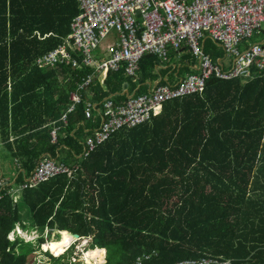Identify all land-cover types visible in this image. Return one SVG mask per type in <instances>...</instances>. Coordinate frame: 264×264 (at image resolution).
<instances>
[{"label": "trees", "instance_id": "16d2710c", "mask_svg": "<svg viewBox=\"0 0 264 264\" xmlns=\"http://www.w3.org/2000/svg\"><path fill=\"white\" fill-rule=\"evenodd\" d=\"M78 13L77 0H0V141L25 176L43 154L77 166L71 177L23 189L16 201L0 184V264H34L32 243L8 240L17 225L40 235L79 234L105 256L102 264H135L143 254L152 256L143 264L206 257L264 264V71L212 77L202 94L163 103L159 115L114 133L83 158L85 130L99 119L86 121L82 103L65 126L58 121L92 69L35 65L70 33ZM141 60L143 81L152 79L158 60ZM126 80L122 72L96 73L82 100L101 102ZM55 127L63 134L51 143ZM37 243L56 256L45 252L49 264H82L68 259L73 246L42 236Z\"/></svg>", "mask_w": 264, "mask_h": 264}, {"label": "built area", "instance_id": "2783aa9c", "mask_svg": "<svg viewBox=\"0 0 264 264\" xmlns=\"http://www.w3.org/2000/svg\"><path fill=\"white\" fill-rule=\"evenodd\" d=\"M77 3L79 13L70 23V33L56 48L36 58L38 68L70 64L77 70L86 67L106 73L118 71L123 65L125 74L135 77L140 60L146 55L167 62L169 50L178 56L188 50L194 58L190 73L185 77L176 75L178 80L174 83L165 81L145 94L127 96L123 104L114 103L110 97L99 104L88 102L85 119L91 120L95 112L100 123L83 142V158L114 133L135 128L159 115L163 103L202 94L212 77L227 81L264 71V42L249 44L253 36H264V0H77ZM110 30L117 32L118 41L102 48L101 58L95 57L93 52ZM208 40L221 49L222 57L213 60L206 53ZM92 79L93 75L82 78L71 94L72 105L61 118L63 124L81 102L79 91ZM50 135L55 143L57 130ZM75 169L44 156L18 190L35 188L60 174L71 177ZM151 259V254H143L135 264ZM175 264H232V261L206 257Z\"/></svg>", "mask_w": 264, "mask_h": 264}, {"label": "crops", "instance_id": "0c3cea01", "mask_svg": "<svg viewBox=\"0 0 264 264\" xmlns=\"http://www.w3.org/2000/svg\"><path fill=\"white\" fill-rule=\"evenodd\" d=\"M220 49V48H219ZM221 50V49H220ZM172 53H173V56L175 57V60H176V62H175V64H172V65H175V67H176V69H174V67L172 66V65H168V66H166V62H162V61H160V58L159 57H157V56H154V55H151V56H154L157 60H158V63H157V65H155V70H154V73H153V78L151 79V78H147V79H145L144 81H143V79H142V70H141V61L142 60H140V70H139V72L136 74V76L135 77H131V76H128V75H126L125 74V72H124V70H123V68H124V66L122 65L121 66V68L118 70V71H113L112 73H118V72H122V75L127 79L124 83H123V85H122V87H121V91L119 92V93H115L112 97H110L113 101H114V103H116V104H123L125 101H126V99H127V96H131V95H139V94H145V93H147L151 88H153L154 86H156V85H159V84H161L162 82H165V81H168L169 83H174V82H176V80H178V79H176V75H178L179 77H185L188 73H190V70H189V68H188V70L186 71V70H184V71H181L180 72V68L181 67H183V66H186V65H188L189 67L191 66V64L194 62V58L192 57V55L190 54V52L188 51V50H185V51H183L182 52V54L180 55V56H178V55H176L173 51H172ZM186 56H189L190 57V60H191V64H189V62L187 61V59L185 58ZM211 58L213 59V57L211 56ZM142 59V58H141ZM217 59V58H216ZM183 60H184V63H183ZM213 60H215V59H213ZM168 62V61H167ZM180 66V67H179ZM179 68V69H178ZM91 69V68H90ZM168 70V71H164V70ZM169 69H171V71L169 70ZM172 70L173 71H175L174 73L172 72ZM180 72V73H179ZM96 73H99V72H95L94 71V69H92V73H90V74H88V75H93V78H94V75L96 74ZM93 80V79H92ZM92 82V81H91ZM77 90V89H76ZM75 90V91H76ZM74 91V92H75ZM82 91V90H81ZM81 91H79V94L81 93ZM74 92H72V93H74ZM71 93V94H72ZM71 94H70V96H68V100H70V104H68L67 105V108L68 107H70L71 105H72V102H71ZM80 96H81V94H80ZM106 98H108V97H106ZM105 99V98H104ZM94 103V104H99L100 102H93V101H89V100H82V97H81V102L78 104V105H80V104H82L83 103V114H84V110H85V106H86V104L87 103ZM78 105H76L75 106V110H74V112L76 111V107L78 106ZM74 112H72V113H74ZM67 113V111L65 112V114ZM71 113V114H72ZM64 114V115H65ZM68 115H70V114H68ZM95 116L99 119V117L97 116V114L95 113V112H93V116H92V118H91V120H89V122H91L92 121V119L93 118H95ZM62 118V117H61ZM61 118H60V120L58 121V122H60V124L61 125H66V124H63L62 122H61ZM84 119H85V116H84ZM86 120V119H85ZM86 121H88V120H86ZM67 123V122H66ZM99 123H100V119H99ZM99 126V124L97 125V127ZM94 128H96V127H92L91 129H87V130H85L86 132H88L89 133V135L88 136H90V134H92L91 132H92V130L94 129ZM53 130H57V135H56V140H57V137L59 136V134L61 133V134H63V131L61 132V128H58V127H55V128H52V131ZM51 131V132H52ZM51 134V133H50ZM88 136H86L85 137V139L88 137ZM50 137H51V135H50ZM84 139V140H85ZM52 143V142H51ZM2 147H4L3 145H2V143H1V141H0V149H2ZM83 150V149H82ZM9 154V153H8ZM58 154V153H57ZM10 155V154H9ZM58 155H60V154H58ZM58 155H57V158H53V159H55L56 161H59L58 160ZM11 156V155H10ZM44 156H47V157H50L49 155H47V154H43V155H41L39 158H38V161L40 160V159H42V157H44ZM52 158V157H51ZM6 159V155H5V153H3L2 152V150H0V160H5ZM37 161V162H38ZM59 162H61V161H59ZM12 164H14L15 165V169H14V171L15 172H17L18 174L19 173H21V174H19V175H23V176H25L24 174H23V172H22V169L20 168V162L17 160V159H13L12 158V162H11ZM62 163V162H61ZM37 164V163H36ZM10 166V165H9ZM8 166V167H9ZM77 166H75V167H73V168H71V169H75ZM4 173L1 171V169H0V179H3L5 182H6V185H8L9 186V191L10 190H12V191H14V190H16V192H18V193H20L21 194V192L22 191H19L18 190V186L20 185H18L17 183H16V178H17V176L18 175H16V177L15 176H13L12 175V177H10V173H6V174H4ZM26 176H28V174L26 173ZM25 176V177H26ZM25 177H24V179H25ZM1 184V183H0ZM10 184H12V185H10ZM2 185V184H1ZM17 187V188H16ZM12 191L10 192V194L12 195Z\"/></svg>", "mask_w": 264, "mask_h": 264}, {"label": "rangeland", "instance_id": "374dc122", "mask_svg": "<svg viewBox=\"0 0 264 264\" xmlns=\"http://www.w3.org/2000/svg\"><path fill=\"white\" fill-rule=\"evenodd\" d=\"M116 41H118L117 32L115 30H110L108 32V35L106 36V38L101 41L98 50L93 52V55L97 58H101L102 57L101 56L102 55L101 49L104 48L105 46H107L108 44H113ZM255 42H264V36L263 35H260V36L255 35L249 40V44H252ZM205 51L207 54H209L213 58H218V57L223 56V52L216 46V44L214 42H212L210 40H208L205 43ZM175 62H176L175 57L173 56L172 51L169 50V59H168V62H166L165 64H166V66H168V65L170 66L172 64H175ZM0 150H2V152L5 153V155H6L5 160H0L1 171L4 174L10 173L9 174L10 177H12V175L16 177V175H18V173L14 171L15 165L11 163L12 157L8 154L5 147H2V149H0ZM5 181L3 179H0V183L3 186L6 185ZM10 185H12V184H10ZM11 191L12 190H10L9 193ZM19 196H20V193L16 192V190L12 191L11 197L13 198V201L16 199L18 200ZM22 213H23V211H22ZM23 220L25 221L24 218H23ZM25 223H26V221L24 222V224ZM14 228L15 229L8 236V240H13V239H15L16 236H19L25 242L32 243V245L35 246V249H36V251L33 253L34 264H49L50 263V259L48 258V256L45 253L46 251L43 250L42 245L40 246V244L38 245V243H37L38 238H40L41 236L44 239V243L47 242L46 244H48L50 241H52V242L57 243L58 246L61 247L60 239L62 238V236L57 231L51 232L50 230L45 229L43 234L40 235L39 232H37L35 229H22L19 225H17ZM87 241L84 238H80V240L73 242L71 246H68V248L66 247L67 249H70L73 246V248L71 250L74 251L73 254H70V256H68V259L73 261V257H75L78 259V262H81L82 264H88V261H87L88 259L86 258L85 252H86V250H90V249L87 248V244L85 243ZM47 246L48 245H46V247ZM61 248H63V247H61ZM67 249L63 250L61 252V254L64 253ZM47 253L54 256L49 250H47ZM54 257H56V256H54ZM90 262L92 264L94 263L93 261H90ZM104 262H105V256H104V261L102 263H104ZM102 263H100V264H102ZM94 264H96V263H94Z\"/></svg>", "mask_w": 264, "mask_h": 264}, {"label": "bare ground", "instance_id": "6f19581e", "mask_svg": "<svg viewBox=\"0 0 264 264\" xmlns=\"http://www.w3.org/2000/svg\"><path fill=\"white\" fill-rule=\"evenodd\" d=\"M59 234L62 236V238L60 239V245L63 248H66V247L72 245L73 242L78 240V239L74 238L72 235L68 234L66 231L59 232ZM45 251H47V250H45ZM85 255H86V258L88 259L87 261L89 263H91L90 261H93L96 264H100L104 261V255L103 254H96V252L94 250H87L85 252Z\"/></svg>", "mask_w": 264, "mask_h": 264}, {"label": "water", "instance_id": "95a60500", "mask_svg": "<svg viewBox=\"0 0 264 264\" xmlns=\"http://www.w3.org/2000/svg\"><path fill=\"white\" fill-rule=\"evenodd\" d=\"M68 234L72 235L74 238L80 240V235L79 234H75V233H71V232H67Z\"/></svg>", "mask_w": 264, "mask_h": 264}]
</instances>
